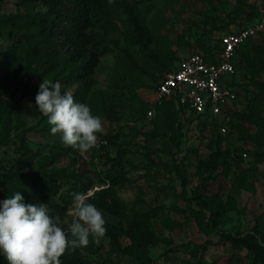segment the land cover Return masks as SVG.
Instances as JSON below:
<instances>
[{
	"label": "rangeland",
	"instance_id": "rangeland-1",
	"mask_svg": "<svg viewBox=\"0 0 264 264\" xmlns=\"http://www.w3.org/2000/svg\"><path fill=\"white\" fill-rule=\"evenodd\" d=\"M127 1V8L111 4L108 16L91 27L106 37L104 45L109 50L95 67L88 88L73 80L76 64L67 60L58 44V57L49 52L42 57L58 62L46 69L35 54V47L44 46L35 31L25 39L24 30L10 25V34L0 37V53L11 59L0 72V134L4 135L0 163L13 173L6 178L0 169V202L17 191L24 197L32 174H55L56 192L36 202L47 204L54 211L52 216L70 222L67 211L72 193L92 189L88 202L106 222L128 227L132 221H141L135 232L146 244L150 264H193V244L217 239V230L264 235V49L260 48L264 34L246 47L248 54L239 64L237 100L217 116H196L175 107L159 109L157 83L166 69L162 59L175 54L181 60L196 51L209 55L208 49L215 51L219 33L234 27L232 17L237 23H256L254 10H264V0ZM39 8L20 0H2L0 13ZM134 12L138 31L129 19ZM211 17L218 18L220 25ZM44 79L59 81L62 94L71 92L101 118L104 131L97 134L98 147L81 153L66 147L60 134H51L47 118L35 103ZM235 110L253 113L257 124L240 125L233 120ZM229 120L233 124L228 123V131L221 133L219 125ZM121 149L125 150L122 164L117 165L110 157ZM239 154L242 161L228 168L230 159ZM110 171L123 174L125 184H112L106 176ZM101 194L117 200L118 215L98 205ZM24 202L35 204L25 198ZM198 218L215 222L204 228ZM165 221H172L176 228H168ZM62 227L67 231L66 223ZM89 240L87 247L76 249L88 264H132L130 256L113 251L107 238L99 244L92 236ZM238 251L245 253L221 242L209 247L203 258L211 262ZM0 264H8L2 252Z\"/></svg>",
	"mask_w": 264,
	"mask_h": 264
},
{
	"label": "trees",
	"instance_id": "trees-1",
	"mask_svg": "<svg viewBox=\"0 0 264 264\" xmlns=\"http://www.w3.org/2000/svg\"><path fill=\"white\" fill-rule=\"evenodd\" d=\"M23 4H33L38 5L40 8L31 12L26 10L24 13H0V37L3 35L10 34V25L20 30H24V38L30 39L32 35L29 33L35 31V33L44 42V46L39 50L35 47V54L39 56L40 62L46 64V69L53 68L58 64L56 58L53 61H48V59L42 60L43 55L46 53H56L55 57H58L59 50L55 46L58 44L67 53V60L71 63L76 64V70L72 74L73 80L78 81L84 88H88L93 82V73L95 67L99 63L102 55L108 49V46L104 42L106 37H100L99 33L94 32L91 27L94 26L95 21H101L104 17L108 16L110 13L111 4L117 3L120 6L127 8L130 2L127 0H20ZM151 0H135L139 4L144 2H149ZM2 0H0L1 8ZM264 10L260 7H256L254 14L260 19ZM232 21L234 22V27L231 29H226L219 33L217 37V43L215 45V51L208 49L209 55L204 54L201 51H196L203 55L206 61H214L216 59V54L221 49L220 36L225 32L236 31L248 24H241L236 22V18L233 16ZM129 19L132 26L136 31L139 30L137 14L130 13ZM216 25H220L218 18L211 17ZM253 24V23H251ZM209 26V22L206 23ZM250 25V24H249ZM264 34V31H260L256 35L246 39L239 49L237 50L235 57V67L236 73L232 79L228 81V85L231 86L238 97V87L239 83L236 81L235 76L239 70L240 62L246 58L247 51L246 47L250 45L253 41H256L260 34ZM261 40V39H260ZM255 50V47H253ZM260 48L264 49L263 45ZM10 58L0 53V72L6 68L10 63ZM180 59L173 54L169 55L167 58L162 59V65L166 69L161 73L178 66ZM1 76V75H0ZM162 77V76H161ZM160 81V80H159ZM157 83V86L159 84ZM237 100V98H236ZM235 100V101H236ZM176 108L177 111H184L186 109L191 110L188 106L180 103L178 96L173 95L162 101L159 109L163 112L167 111V108ZM175 110V112H177ZM194 115L196 114L191 110ZM233 120L238 121L240 125L248 127L251 124H257V117L251 112L235 110L233 113ZM228 123L233 124V121L229 120L226 123H221L225 125L227 130L225 132H220L225 134L228 131ZM3 134H0V143L3 140ZM179 141V140H178ZM125 150L121 149L116 157H110L113 163L117 165L122 164V158ZM243 154V151L240 152ZM241 154L234 156L230 159L227 167L231 164L239 163L242 161ZM0 169L3 170L6 178L12 176V170L7 168L5 165L0 163ZM107 178L112 182V184L123 185L126 182V177L123 174H119L110 171L106 174ZM55 174L47 175L46 173H35L30 176L29 189H24L23 195L25 199H30L31 203L34 202H44L48 195L56 192L58 188L57 181H54ZM11 196L13 195L10 194ZM98 205L112 213L118 215V202L115 198L110 196H104L101 194ZM211 207L212 213L215 209ZM57 209H64L63 207H57ZM54 211L50 210L52 215ZM198 224L202 227L209 226L215 221H205L200 220ZM141 221H132L128 227L122 224L106 222L105 227L107 229L105 238H107L111 244L114 252L118 254H123L130 256L132 264H150L152 262L150 256L147 253L146 244L141 241L136 235V228L139 227ZM166 225L170 229H175V225L172 221H165ZM216 229V224L213 225ZM178 228V227H177ZM217 239L206 238L201 242L194 243L190 249V255L194 258L193 264H264V235L254 232H238V231H226L217 230ZM221 242H229L235 249L245 250V253L240 251L233 252L228 255L221 256L218 260H213L211 262H205L203 258L204 252L214 245ZM61 264H88L77 250H69L61 257Z\"/></svg>",
	"mask_w": 264,
	"mask_h": 264
},
{
	"label": "clouds",
	"instance_id": "clouds-1",
	"mask_svg": "<svg viewBox=\"0 0 264 264\" xmlns=\"http://www.w3.org/2000/svg\"><path fill=\"white\" fill-rule=\"evenodd\" d=\"M61 89L59 81L44 79L35 96L37 109L47 118L53 136L60 134L66 147L87 153L99 146L102 120L87 104L77 102L71 92L62 94ZM93 195L92 189L72 193L67 211L70 222L52 216L47 204H26L19 191L0 202V252L8 264H61L67 251L87 247L90 236L99 244L106 235V220L88 202ZM62 223L67 224V231Z\"/></svg>",
	"mask_w": 264,
	"mask_h": 264
},
{
	"label": "built area",
	"instance_id": "built-area-1",
	"mask_svg": "<svg viewBox=\"0 0 264 264\" xmlns=\"http://www.w3.org/2000/svg\"><path fill=\"white\" fill-rule=\"evenodd\" d=\"M260 31H264V13L256 23L221 34V49L214 61H206L198 52L183 57L178 66L163 73L157 86V102L162 103L177 95L180 103L196 114L205 112L206 105L207 113L213 116L221 114L224 108L232 107L237 95L228 81L236 73L234 61L237 50L246 39ZM220 129L225 132L227 127L221 125Z\"/></svg>",
	"mask_w": 264,
	"mask_h": 264
}]
</instances>
